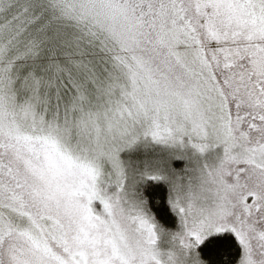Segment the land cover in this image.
Instances as JSON below:
<instances>
[{
  "label": "snow or ice",
  "instance_id": "6c2138e0",
  "mask_svg": "<svg viewBox=\"0 0 264 264\" xmlns=\"http://www.w3.org/2000/svg\"><path fill=\"white\" fill-rule=\"evenodd\" d=\"M0 264H264V0H0Z\"/></svg>",
  "mask_w": 264,
  "mask_h": 264
}]
</instances>
